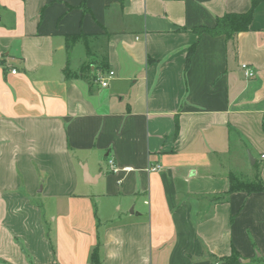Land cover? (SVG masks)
I'll use <instances>...</instances> for the list:
<instances>
[{
    "label": "crops",
    "instance_id": "obj_1",
    "mask_svg": "<svg viewBox=\"0 0 264 264\" xmlns=\"http://www.w3.org/2000/svg\"><path fill=\"white\" fill-rule=\"evenodd\" d=\"M252 1L0 0V264H264V194H228L264 185V0L192 31Z\"/></svg>",
    "mask_w": 264,
    "mask_h": 264
},
{
    "label": "trees",
    "instance_id": "obj_2",
    "mask_svg": "<svg viewBox=\"0 0 264 264\" xmlns=\"http://www.w3.org/2000/svg\"><path fill=\"white\" fill-rule=\"evenodd\" d=\"M176 1H181V0H176ZM260 1L261 0L252 1L250 9L246 13L226 14L220 18H217L215 21V25L213 27L211 28L197 27V28H194L192 31L198 36H201V35H208L210 37L223 36L227 42L232 41L236 35L249 31V27L253 20L254 9ZM80 42L84 43L85 46L87 44V39L82 34L66 37L65 50L67 52H70L72 48ZM194 48L195 46H192L188 49L186 65H188L189 63V60L194 51ZM84 68L86 67H83L82 69L84 70ZM98 69L102 73L107 72L106 66H100L98 67ZM238 192L246 193V194H253V193H263L264 194V185L257 175L254 178V180L250 182L239 180L234 175H230L228 194L238 193ZM238 260H239V257L234 252L229 258L223 259L225 264H238ZM91 262L93 264H99L97 249H95L91 255Z\"/></svg>",
    "mask_w": 264,
    "mask_h": 264
},
{
    "label": "built area",
    "instance_id": "obj_3",
    "mask_svg": "<svg viewBox=\"0 0 264 264\" xmlns=\"http://www.w3.org/2000/svg\"><path fill=\"white\" fill-rule=\"evenodd\" d=\"M241 70L243 71V74L246 78L253 77V72L246 66L241 65ZM11 74L15 75V71H12ZM114 76L113 72H108L106 74L97 73L93 79V82L98 85L100 88H106L108 86V81ZM260 160H264V153L260 155ZM110 165H112L111 161L109 162ZM113 168V167H112ZM129 169H125V171H128Z\"/></svg>",
    "mask_w": 264,
    "mask_h": 264
},
{
    "label": "rangeland",
    "instance_id": "obj_4",
    "mask_svg": "<svg viewBox=\"0 0 264 264\" xmlns=\"http://www.w3.org/2000/svg\"><path fill=\"white\" fill-rule=\"evenodd\" d=\"M81 53H83V48L81 45H77V49L74 50V53L72 55L73 63L79 62V59L81 58Z\"/></svg>",
    "mask_w": 264,
    "mask_h": 264
},
{
    "label": "water",
    "instance_id": "obj_5",
    "mask_svg": "<svg viewBox=\"0 0 264 264\" xmlns=\"http://www.w3.org/2000/svg\"><path fill=\"white\" fill-rule=\"evenodd\" d=\"M82 171H83V177H84V180H86V181L89 182V176H88V174H87L86 169L84 168ZM88 182H87V183H88Z\"/></svg>",
    "mask_w": 264,
    "mask_h": 264
}]
</instances>
